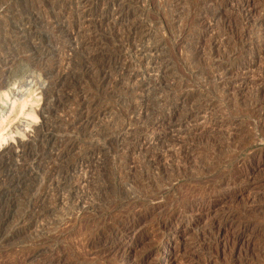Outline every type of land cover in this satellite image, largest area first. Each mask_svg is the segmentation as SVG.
Returning a JSON list of instances; mask_svg holds the SVG:
<instances>
[{"label": "rangeland", "instance_id": "1", "mask_svg": "<svg viewBox=\"0 0 264 264\" xmlns=\"http://www.w3.org/2000/svg\"><path fill=\"white\" fill-rule=\"evenodd\" d=\"M231 3L0 0V150L31 135L0 264H264V24Z\"/></svg>", "mask_w": 264, "mask_h": 264}, {"label": "bare ground", "instance_id": "2", "mask_svg": "<svg viewBox=\"0 0 264 264\" xmlns=\"http://www.w3.org/2000/svg\"><path fill=\"white\" fill-rule=\"evenodd\" d=\"M231 2L232 3H234V4H232L233 6L232 7H234V6H237V5H239V11H240V14L242 15V21H243V24H247V25H251V26H253V27H256L257 28V26L258 25H263L264 24V16H261L260 18L258 17V19H252V13H253V11H254V6H255V0H231ZM221 4V3H220ZM230 4V5H231ZM83 5V4H82ZM222 5V4H221ZM263 15V14H262ZM130 48V46L129 47H127L126 49L128 50ZM125 49V48H124ZM130 50V49H129ZM115 52V51H114ZM152 54V53H151ZM150 54V55H151ZM10 72V71H9ZM8 72V69H7V67H6V69H2L1 70V72H0V92L2 91V89H4V87H5V83H6V80H9L7 77H8V75L10 74ZM150 72V71H149ZM9 73V74H8ZM7 82H9V81H7ZM31 88V87H30ZM29 88V89H30ZM9 89V88H8ZM37 89V88H36ZM10 90V89H9ZM5 91V90H4ZM6 91H8V90H6ZM14 92V91H13ZM20 92V91H19ZM47 92V91H46ZM19 95V94H18ZM24 95V94H23ZM6 96H8V95H6ZM48 96V95H47ZM45 97L44 98V100H38L39 101V103L40 104H38V108H33V110H28L29 112L27 113L26 112V106H27V102H28V100L25 102V103H23V104H21L20 105V108H19V110L17 111L18 113H21V114H28V115H30L32 118H36V113L37 112H39L40 114L42 113L41 112V110H43L44 108V106L45 105H47L48 103H49V99L51 100V99H53L52 98V96L49 98V97ZM1 97H3V95H1ZM31 98V97H30ZM9 99V98H8ZM23 99V98H22ZM25 99V98H24ZM13 101L10 103L11 104V107H8V108H6V107H4V108H2V110H1V115H0V119H1V121H0V123H3L4 122V120H6V119H9L11 116H12V114L14 113V108L16 107L15 106V103L16 102H18L19 100H20V97H15V95H14V99H12ZM24 101V100H23ZM42 101V102H41ZM20 103H21V101H20ZM2 107V106H1ZM46 108V107H45ZM16 109V108H15ZM44 114V113H43ZM43 116V115H42ZM197 116H198V114H197ZM45 118V117H44ZM202 118H203V116H202ZM205 118V117H204ZM41 119H43V118H41ZM206 119V118H205ZM189 121V120H188ZM197 121V120H196ZM203 121V120H202ZM205 121V120H204ZM207 121V120H206ZM205 121V122H206ZM199 122V121H198ZM201 122V121H200ZM204 122V123H205ZM209 122V121H208ZM207 122V123H208ZM12 123V122H11ZM187 123V122H186ZM204 123H198V125L197 126H205V125H203ZM217 123V122H216ZM190 123H188V125H189ZM195 124H196V122H195ZM215 124V123H214ZM229 124V123H228ZM12 125V124H11ZM10 125V129L12 128V126ZM38 125V124H37ZM177 125L179 126L178 128L179 129H182V128H180V127H183V122H179V123H177ZM220 125V124H219ZM224 125V124H223ZM230 125V124H229ZM221 126V125H220ZM219 126V127H220ZM206 127V126H205ZM34 130H35V128H33ZM222 129V128H221ZM34 130L32 131V133L33 134H35L34 133ZM158 130V129H157ZM179 131V130H178ZM221 131V130H220ZM31 138V135H30V133L29 134H25V133H23V135L21 136V137H19V138H17V137H11V140H8L7 141V146H5V147H3V150H0V153H1V151H4V150H6V149H14L16 152H18V150H19V148L21 147V149H22V147H23V143L25 142H27V141H25V140H29ZM2 139H4V140H6V138H3V136L2 135H0V141L2 140ZM4 140H2V141H4ZM179 146V145H178ZM1 149V148H0ZM8 151V150H7ZM19 154V153H18ZM21 154V153H20ZM2 155V154H1ZM7 155V154H6ZM164 156V155H163ZM53 162V161H52ZM88 170V169H87ZM128 232H135V231H137L138 229H137V227H135V226H131V227H129L128 229ZM172 246V245H171ZM174 246V245H173ZM173 246L171 247V249L168 251V253H167V255H166V257H164V259L163 260H168V263L170 262V263H172V262H174V261H171L174 257L172 256V254H171V250H173ZM155 247V246H154ZM153 247V248H154ZM150 248V247H149ZM167 249H169V246H167ZM175 259V258H174ZM135 261H133V263H134ZM51 263V262H50Z\"/></svg>", "mask_w": 264, "mask_h": 264}]
</instances>
